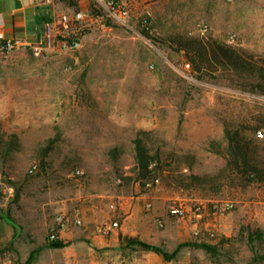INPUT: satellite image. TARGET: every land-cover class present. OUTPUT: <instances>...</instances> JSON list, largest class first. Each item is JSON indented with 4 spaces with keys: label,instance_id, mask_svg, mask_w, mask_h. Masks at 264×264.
<instances>
[{
    "label": "rangeland",
    "instance_id": "obj_1",
    "mask_svg": "<svg viewBox=\"0 0 264 264\" xmlns=\"http://www.w3.org/2000/svg\"><path fill=\"white\" fill-rule=\"evenodd\" d=\"M53 1L56 15L99 8ZM127 2L132 27L110 20L78 49L0 52V264H264V181L243 184L227 170L225 134L264 160V94L250 91L248 73L208 69L197 79L175 40L201 36L205 22L212 39L264 57V0ZM137 138L161 164L151 186L135 165ZM175 203L200 217L170 215ZM76 207L83 224L51 247L56 214ZM115 219L171 257L78 240Z\"/></svg>",
    "mask_w": 264,
    "mask_h": 264
},
{
    "label": "trees",
    "instance_id": "obj_2",
    "mask_svg": "<svg viewBox=\"0 0 264 264\" xmlns=\"http://www.w3.org/2000/svg\"><path fill=\"white\" fill-rule=\"evenodd\" d=\"M76 4V3H75ZM93 11H100V8L92 7ZM150 26H143V34L148 36ZM179 45L180 50L183 51L185 59L191 66L192 72L197 79H202L205 71L208 69H229L235 73H248L253 77L249 82L251 86L250 91L253 93L264 94V57L255 58L243 51L232 46L226 42L212 39L207 35H191L175 39ZM225 134L228 139L227 145V165L226 168L236 177L242 180L243 184H249L254 181H264V160L251 153L248 146L239 138L237 133L231 132L230 129L225 128ZM48 149L49 147L46 146ZM136 150V167L142 173L145 179L141 181L146 185L157 177V170L160 169V162L156 160V155L151 154L143 143L141 138L135 140ZM221 152L220 150H218ZM152 162H156L151 166ZM37 169V166H36ZM35 169V171H36ZM34 171V172H35ZM33 173V172H31ZM198 177V176H194ZM122 245L136 246L140 245L145 249L154 250L163 253L166 257H171L161 246L151 244L140 240L135 236H127L121 234ZM127 239V242L124 240ZM63 240H51V247L63 246ZM206 248L211 249L208 244H202Z\"/></svg>",
    "mask_w": 264,
    "mask_h": 264
},
{
    "label": "built area",
    "instance_id": "obj_3",
    "mask_svg": "<svg viewBox=\"0 0 264 264\" xmlns=\"http://www.w3.org/2000/svg\"><path fill=\"white\" fill-rule=\"evenodd\" d=\"M51 1V0H46ZM100 8V11H93L90 8L77 9L71 12L61 13L52 17L45 24L46 26V39L44 42L35 43L22 38L13 37L6 38L0 32V52H11L21 47L29 48L31 51L39 55L45 49L56 45L62 50H75L83 45L84 35L96 26L108 28V21H116L122 25L132 27L131 24V10L127 0H95ZM140 25L149 26V16L139 20ZM197 29L201 35H207L210 31V26L201 22L198 24ZM259 135L263 133L259 131ZM156 162H152L151 166ZM36 164H34L29 171L34 172ZM77 173L81 170L77 169ZM159 182V177L154 178L147 186ZM1 186V182H0ZM9 191L13 188L9 187ZM151 203L147 202L150 207ZM168 212L170 215L177 218L198 219L200 217L199 207H197L192 214H189L187 206L183 203H175L169 206ZM84 222L83 210L81 207H76L72 212L60 211L56 214L54 225L50 233V240H63L66 232L72 225H81ZM162 224V222L160 223ZM119 226V220H111L104 222L98 226L101 233H108L112 229ZM198 233V231H196Z\"/></svg>",
    "mask_w": 264,
    "mask_h": 264
},
{
    "label": "crops",
    "instance_id": "obj_4",
    "mask_svg": "<svg viewBox=\"0 0 264 264\" xmlns=\"http://www.w3.org/2000/svg\"><path fill=\"white\" fill-rule=\"evenodd\" d=\"M55 14L56 4L53 0H0V32L6 38L18 37L35 43L44 42L46 39L45 24ZM135 128H142L141 121L135 124ZM152 129L153 127L150 128ZM155 197L162 196L155 195ZM124 208L128 211L130 205H124ZM135 233L137 229L134 225L123 223L108 233H101L98 227L96 230H87L78 240L84 244L110 251L118 250L122 245L121 234L135 235Z\"/></svg>",
    "mask_w": 264,
    "mask_h": 264
}]
</instances>
